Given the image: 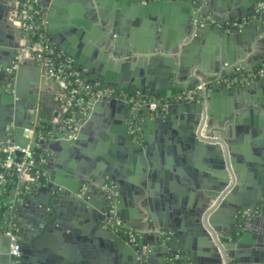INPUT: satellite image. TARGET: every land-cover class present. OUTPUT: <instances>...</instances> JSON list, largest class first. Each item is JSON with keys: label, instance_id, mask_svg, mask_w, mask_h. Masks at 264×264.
Masks as SVG:
<instances>
[{"label": "crops", "instance_id": "0c3cea01", "mask_svg": "<svg viewBox=\"0 0 264 264\" xmlns=\"http://www.w3.org/2000/svg\"><path fill=\"white\" fill-rule=\"evenodd\" d=\"M51 1L47 0L48 3ZM202 1V11L206 12L209 18L218 21L229 16V0ZM258 4L257 10L260 9ZM3 12L4 19H0L2 32H5L6 36L12 33V40L17 45L27 44L25 50L21 51V54L26 51V63L20 75V83L23 84L29 78V69L35 66L37 61L34 56L35 46L25 38L24 21L20 19V11H17L13 5H5ZM92 16L95 17L91 20ZM101 16H103L104 23ZM88 18L89 25L85 24ZM252 20L256 21V24L248 31L241 30L240 26H237L236 30L225 28L223 32L216 31L215 28H219V25L211 22V30L197 28L195 29L197 32L187 37L183 44L171 45L166 40H160L157 37H154V42L143 40L136 46L140 50L139 53L132 55L128 52L132 39L124 38L122 33L128 29V32H137V37L144 39L142 25L134 26L136 19L129 10L122 12L116 6H110L107 1L96 0L94 4L89 5L81 0H59L57 11L48 12L43 24H49L47 38L61 54L72 60L78 71L82 68L81 74L86 81L88 80L84 73L91 67L94 75L114 83L120 81L127 85L141 79V76L137 75L139 71L142 72V76H145L147 72H154L152 82L159 86L161 93L165 96L164 89L177 88L180 92L181 90L198 91L201 87L200 92H203V85L207 81L219 83L224 81L230 89L238 84L235 85V80L230 79L231 75L222 80L226 74L243 72L247 78L253 79L251 69L254 67L257 69V74L264 77L262 72L264 71V16L258 20L256 18ZM113 28L117 34L112 33ZM162 29L166 34L175 32V29L167 24H163ZM116 38H120L118 43ZM55 40H58V44ZM5 41L8 39L5 38ZM167 45L170 48H167ZM30 50L33 53L32 56L28 54ZM171 57L173 61L167 62L169 58L172 59ZM259 67H261L260 70ZM169 69H171V74L165 82L163 76L168 73ZM92 83L100 84L97 80H93ZM62 94L59 92V96ZM64 94L70 96L68 93L64 92ZM203 94H205L206 101L200 119L194 126V131L200 133L202 142L220 144L221 150L226 145L229 153H233L230 156V159L234 160V168L231 167L233 180L229 176L227 184L231 190L234 187L238 188L234 194L235 201L226 202L215 216L214 224L219 234L228 240L224 244L226 251L234 253L238 260L241 257L245 260L251 255L249 252L243 254V251L250 250L233 246L232 237L229 235L234 228V217L231 215V210L234 204L243 202L241 200L248 192H254L258 187L254 174L264 163V85L254 84L249 90L235 88L231 92L211 87ZM53 95L54 101L58 104V106L53 105V112L60 115L68 108L67 99ZM199 97L198 94L197 98ZM115 125H119L117 119L106 113L104 107H98L90 124V133L86 139L88 144L83 148L88 152H93L98 150L97 148H100L102 144L105 145ZM135 129L143 132V139L139 135V141L138 138L133 140L136 148L145 142L142 147L143 152L138 153L132 150L131 155L124 159V164L113 171L118 181L116 187L112 186V181L106 183L107 188L115 189L114 201L118 199L114 205L118 207L116 211L124 223V231L120 233L121 237L126 244L136 248L139 254L137 257L139 262L134 261L133 264H171L170 251L183 255V260L189 264L207 263L209 258L207 240L204 236H199L192 231L188 220L189 213L184 210L188 202L186 199L189 186L180 180L181 177L174 170H170L177 157L181 171L185 172L184 169L187 167L197 168L195 176L201 178L200 166H205L206 163L200 159L201 157L183 149L184 145L177 142V137L173 134L167 135L166 129L160 124L154 123L147 127L139 124ZM172 130L179 132V119L174 121ZM165 138H167L166 142ZM167 145H170V148L175 146L176 150L167 152ZM39 153L45 157L40 161L45 165L49 163L52 176L64 185L60 187L63 190L62 199H54L57 202V204L54 203L55 209L59 210L64 204L59 202L66 201L63 199L67 197V187L75 185L77 177L83 176L88 171V162H85L84 153L72 148H59L51 154L45 150ZM140 154L145 160L151 159L157 163L158 168L155 173L141 161ZM1 160L0 152V164ZM30 176L31 172L28 171V179ZM161 178L166 183L159 186L157 180ZM12 187V184L8 186L4 196L11 192ZM225 187L219 190L221 195L225 193ZM102 189L106 188L102 187ZM102 189L89 192V208L81 209L79 215L69 214L68 220H72L69 230L60 232L71 235V239L57 236L54 226H50L37 241H34V248L39 253L34 256V249L30 245V236L33 234L29 232L30 236L26 240V249L29 251L26 264H130L129 260L120 254L118 248L114 247L111 239L103 237L100 240L95 236L97 222L101 220H103V229L110 230L104 224L106 217L103 219L110 203L108 194ZM216 189L212 186L210 190L214 192ZM141 190H143L141 195H144V198L139 196ZM224 198L225 196L221 199L222 202ZM142 199L146 201L147 210L141 205ZM19 201L21 205L24 201H31L20 209L17 216L21 221L20 226L30 229L36 213L33 205L36 200L28 193L25 196L21 195ZM191 202L193 205L196 201ZM247 211L250 210L247 208L245 213H248ZM252 213L251 216L256 211ZM38 227L41 228L42 224ZM127 231L135 234L134 242L127 241L125 235ZM261 234L263 233L260 230L247 232L243 245L250 246L249 249H251L254 242L264 243V236ZM161 237L164 238L162 243L158 242V238ZM171 240L174 242L172 243ZM19 241H21L20 237ZM166 242L172 245L168 252L163 248ZM229 259L233 260V258Z\"/></svg>", "mask_w": 264, "mask_h": 264}, {"label": "water", "instance_id": "95a60500", "mask_svg": "<svg viewBox=\"0 0 264 264\" xmlns=\"http://www.w3.org/2000/svg\"><path fill=\"white\" fill-rule=\"evenodd\" d=\"M81 1L89 5L92 3V0ZM99 1H107L110 6H116L122 12L129 10L133 18L136 19L133 25H142L143 35H145L144 39L138 38L137 32H128V29L125 30V33H122L124 38L129 37L132 39L131 46L128 48V52L131 55L139 53L138 51L140 50L136 46H138L137 44H141L143 40L154 42V37H157L160 40H166L171 45L183 44L187 37L197 32L195 29L211 30V22L219 25V28H215L216 31L220 30L223 32L225 28L236 30L237 26H240V29L243 31H248V29H251L256 24V21H253L252 18L258 20L264 16V7L258 10L256 8L258 2L264 0H229V16L226 19L218 21L209 18V15L202 11V0ZM58 4L59 0H52L51 3H48L47 0H0V19H4L3 11L5 5H13L17 11H20V19L24 21V29L28 14L32 16L31 21H34L37 15H39L41 34L46 36L49 33L47 30L49 24H43L45 15L53 10L57 11ZM93 17L95 16H92L91 20ZM89 18L85 24L89 25ZM101 18L104 23L103 16ZM163 24L174 28L175 32H167L166 34V32H163L164 29H162ZM24 32L25 38L32 44L31 36L26 31ZM112 33L117 34L114 28L112 29ZM0 36L2 38H0V143L9 139L20 148H29L30 154L33 151H38L35 156L36 163L33 166L24 165L23 170L16 174V180L8 195L4 196L5 192L0 188V264H26L29 254V251L26 249V240L30 236L29 232L33 234L30 236V245L34 249V256L39 254L36 248H34V241H37L50 226H54V229H56L54 232L57 236L71 239V235L67 233L61 234L62 230H69L72 221L71 219L68 220L69 214L74 213L79 215L81 214V209L84 207L89 208L88 196L91 190L98 191L102 187L106 188V183H109V181H112L113 187L117 186L118 181L113 175V171L124 164V159L131 155L132 150L138 153L143 152L142 147L145 142L138 148L133 143L134 138H138L139 141V135L142 139L144 138L142 130L135 128L139 124L147 127L154 123L164 127L167 135H175L178 139L177 142L184 145L182 146L183 149H187L196 156L201 157L200 159L206 163L205 166H200V170H202L201 178L195 176L197 168L189 169L187 167L184 169L185 172L181 171L177 157H175L173 167H170V170H174L181 177L180 180L189 186L188 198L186 199L188 202L184 210L189 213L188 220L192 231L199 236H204L207 240L209 258L205 264H264V243L254 242L251 249H249L250 246L246 247V245H243L249 231L258 232L260 230L263 233L261 236H264V163L254 174L255 182L258 185L257 189L254 192H248L244 199L241 200L243 202L241 204H234L231 210V215L234 217V228L229 235L232 237L233 246L242 249L246 248L250 251H243V254L249 252L251 255L248 259L244 260L241 257L238 260L234 253L226 251L224 244L228 240L219 234L214 224L215 216H217L226 202L235 201L234 194L236 193V189H238L237 187H234L232 190L229 188L225 191L223 202L219 199L221 197L219 190L224 186H228V177L230 176L231 180H233L231 167L234 168V160L230 159L233 153H229L226 145L221 150L220 144L214 145L202 142L200 133H195L194 126L198 123L204 109L202 102H197L195 99L191 101L176 100V95L179 92H174V89H164L165 96H163L159 86H156L152 82L154 72H147L145 76H142V72L139 71L137 75H140L141 79L127 85L120 81L114 83L113 81L111 82L96 76L91 67L90 70L84 73L89 82L97 80L101 85L110 86L115 91H125L130 95L134 93H149L150 96L147 97L146 104L139 109L127 102L126 99L118 98L116 95L93 97L90 99V103L84 102L81 105L79 99L77 100V98L64 94L65 91L61 90L53 78L47 74L46 68L36 60L35 66L29 69L28 80L21 84L20 75L23 65L26 63V51H23L24 53L22 54L21 51L25 50L27 44L24 46L15 44L12 40V33L6 36L5 32H2L1 29ZM5 38L8 41H5ZM119 39H115L117 43ZM48 40L50 41V39ZM55 41L58 44V40ZM167 48H170V46L167 45ZM28 54L30 56L33 55L31 50ZM168 61L172 62L173 58H169ZM84 66L88 67L87 65ZM258 69L260 70L261 67ZM251 71L253 79L247 78L243 72L226 74L222 78L224 80L231 75L230 79L235 80L234 84H238V86L228 89L227 83L224 81L220 83L217 81H207L203 85V92L206 93L211 87L231 92L235 88L249 90L254 84L264 85V77L257 74V69L254 67ZM79 72H82V68H79ZM170 74L171 69L163 76L165 82L169 79ZM242 79L244 80L242 81ZM59 92L63 94L59 96ZM53 94L67 99L68 108L64 112L62 111L60 115L53 112V105L58 106L54 101ZM151 102H155L156 104L154 109L150 108ZM100 106L104 107L106 113L115 117L119 125H115V129H112L113 131L110 133V137L105 145L102 144L103 146L101 145L96 151L88 152L83 147H86L88 144L86 139L88 133H90L89 128L92 123V117ZM83 107L85 108V112H83ZM176 119H179L181 130L179 132L172 130ZM28 131H32L33 133L28 135ZM164 141L166 142L167 138ZM59 148H72L80 153H84L85 162H88V171L83 176L77 177L75 185L72 184L67 187V197L63 199L66 201H60L59 203L62 202L64 204L57 210L54 206V203L57 204V202L54 199H62L63 190L60 187L64 185L52 176L49 163L45 165V163L40 161L45 157L41 156L39 151L45 150L48 154H51ZM175 148V146L171 148L170 145L166 146L167 152L176 150ZM139 158L154 173L156 172L158 167L155 161L151 159L145 160L142 154H140ZM22 159V152L17 150L14 154V161L20 163ZM28 171L31 172L29 179ZM165 183L162 178L161 180H157L159 186L165 185ZM212 186L215 189L217 188L216 191L212 192L210 190ZM103 192L108 194L110 203L109 209L103 216V219L111 214L119 217L116 211L118 207L116 204L114 205L118 201L117 198L114 201L113 195L115 194V189L113 190L108 187ZM142 192L143 190L139 191V196L144 198V195H141ZM28 193L30 197H34L36 200L33 203L36 213L30 229L20 226L21 221L17 217L20 209L31 202L24 201V204L21 205L19 201L21 195L25 196ZM191 201L196 202L192 205ZM141 205L147 210L144 199H142ZM247 208L250 211L245 213ZM110 211H114V213H110ZM252 211H256L257 214L254 213L251 216L253 214ZM40 224H42L41 228L38 227ZM103 228V220L97 222V229L95 230L97 238H100V240L103 237L111 239L114 247L118 248L120 254L127 258L130 264H133L134 261L139 262L137 259L139 254L136 248H132L130 244H126L119 233ZM9 232H16L18 237H20V256H12L10 254L11 237ZM166 233L168 232L166 231ZM163 240V237L158 238V242L162 243ZM171 242L173 243L174 240H171ZM171 246V243L166 242L163 248L168 252L172 248ZM170 252L169 254L172 256L174 252ZM229 258H233V260ZM196 263L198 264V262Z\"/></svg>", "mask_w": 264, "mask_h": 264}, {"label": "built area", "instance_id": "2783aa9c", "mask_svg": "<svg viewBox=\"0 0 264 264\" xmlns=\"http://www.w3.org/2000/svg\"><path fill=\"white\" fill-rule=\"evenodd\" d=\"M264 7V1L258 4V8ZM31 15L28 14L27 22L25 25V31L32 37H37L35 40L36 42L33 45L34 47V56L36 60L42 64L47 71V74L53 78V80L59 85L61 89H63L66 93H68L72 98L79 99L80 104L82 105L88 98L93 97H100V96H114L118 98H124L127 102L133 104L136 108L141 107L142 105L146 104L147 98L141 95L137 96H130L127 97L122 91H115L110 86H103L97 83H90L85 80L84 77L79 73L76 69L72 60L60 54L53 43L48 40L47 36L42 35V31L40 30L41 25L36 24L31 21ZM264 73V71H262ZM199 90L202 88L199 87ZM192 90V91H182L177 93L176 100H184L190 101L195 99L198 102L205 103V94L200 91ZM200 92V93H199ZM200 95L197 98V95ZM85 97V99L83 98ZM156 106L155 102L150 103V108L154 109ZM83 110L85 108L83 107ZM28 135H31L33 132L28 131ZM0 150L2 153V160L0 164V186L6 183L7 175L11 172H21L24 168V165L33 166L34 160L30 159V151L29 148H20L17 144H15L12 140H6L0 143ZM20 151L23 154V159L20 163L14 161V154L16 151ZM229 186H226L224 190H228ZM225 193H222L221 197L219 198L220 201L224 197ZM217 201V200H215ZM114 213V211H111ZM110 212V213H111ZM104 224L110 230L122 233L124 230V223L122 220L116 216L115 214H111L105 218ZM217 234V233H216ZM11 237V244H10V254L12 256L19 255V237L17 233L9 232ZM121 235V234H120ZM126 237L128 242L135 241V234L131 231L126 232ZM145 247V246H143ZM142 256V254H140ZM171 264H189L188 262L183 260L181 254L174 253L170 256Z\"/></svg>", "mask_w": 264, "mask_h": 264}, {"label": "trees", "instance_id": "16d2710c", "mask_svg": "<svg viewBox=\"0 0 264 264\" xmlns=\"http://www.w3.org/2000/svg\"><path fill=\"white\" fill-rule=\"evenodd\" d=\"M32 22H34L36 24H40L39 23L40 22L39 15H37L35 20ZM36 38L37 37H34V38L31 37L32 41H34V42H36V40H35ZM32 44H34V43H32ZM177 91H178V89L175 88L174 92H177ZM139 95H141V96L144 95L146 98L150 96L149 93H143V94H139ZM83 98L85 99V97H83ZM37 153H38V151H33L30 154V159H33L34 163H36L35 156L37 155ZM15 180H16V174L14 172H11L9 175H7L6 183L4 185L0 186L1 190H3V192H6L5 190L8 188L9 185H11V184L13 185L14 184L13 182H15ZM182 257H183V255H182Z\"/></svg>", "mask_w": 264, "mask_h": 264}, {"label": "flooded vegetation", "instance_id": "af4514ba", "mask_svg": "<svg viewBox=\"0 0 264 264\" xmlns=\"http://www.w3.org/2000/svg\"><path fill=\"white\" fill-rule=\"evenodd\" d=\"M96 0H92V4H94V2H95ZM58 51V50H57ZM59 52V51H58ZM60 53V52H59ZM61 54V53H60ZM80 74H81V72H79ZM82 75V74H81ZM82 77H84L83 75H82ZM86 80V79H85ZM89 82V81H88ZM90 83H92V82H90ZM103 86H105V85H103ZM124 94H126V96L127 97H130V96H137L138 95V93H134V94H128V92H125V91H122ZM144 96V95H143ZM122 99H124V98H122ZM86 103H90V98H88L87 99V101H85ZM143 106V105H142ZM141 106V107H142ZM141 107H138L137 109H139V108H141ZM2 143V142H1ZM0 152H1V150H0ZM2 154V153H1ZM107 188V187H106ZM111 212V211H110Z\"/></svg>", "mask_w": 264, "mask_h": 264}]
</instances>
